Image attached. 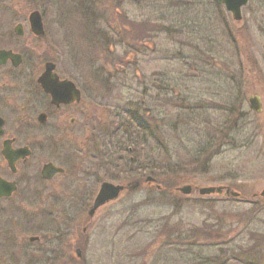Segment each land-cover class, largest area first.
Wrapping results in <instances>:
<instances>
[{
  "label": "rangeland",
  "instance_id": "obj_1",
  "mask_svg": "<svg viewBox=\"0 0 264 264\" xmlns=\"http://www.w3.org/2000/svg\"><path fill=\"white\" fill-rule=\"evenodd\" d=\"M58 10L74 17L64 25L76 26L64 60L82 72L90 65L93 80L104 73L92 110L105 118L95 132L105 142L102 181L126 190L93 218L88 208L69 216L43 197L12 215L0 211V223L39 217L42 227L19 236L41 237L38 252L24 242L25 255L1 251V264H264V0H248L240 21L216 0H58ZM90 11L89 26L105 31V44L80 35L88 22L79 12ZM158 162L172 172L157 173ZM185 185L188 196L177 191ZM220 186L239 196L198 193ZM69 217L72 236L85 237L87 227L88 246L77 259L67 239L53 263L45 241Z\"/></svg>",
  "mask_w": 264,
  "mask_h": 264
},
{
  "label": "flooded vegetation",
  "instance_id": "obj_2",
  "mask_svg": "<svg viewBox=\"0 0 264 264\" xmlns=\"http://www.w3.org/2000/svg\"><path fill=\"white\" fill-rule=\"evenodd\" d=\"M79 14L88 22L84 29L80 28L84 42L90 43L92 39L94 44L97 41L103 44L105 31L89 26L95 23L93 13ZM73 18L59 14L58 0H0V211L3 215L26 210L35 203L39 206L43 197L46 201L53 198L54 204L68 209L69 216H75L76 209L92 207L105 182L102 181L105 142L95 138L97 126H102L105 118L92 116V110L97 111L93 98L98 94L94 88L100 83L98 75L93 80L90 65L86 64L82 72L76 60H64V48L71 53L75 44L76 26H66L63 22L74 24ZM82 18L81 22L86 21ZM46 166L60 172L46 178L43 174ZM38 218L20 223L1 222L6 246H0V254L6 251L10 256L25 255L27 251L22 250L21 244L24 242L33 252H38L41 237L31 235L19 241L25 229L41 231ZM73 220L74 217H69L56 238L45 241L46 253L54 254L50 259L53 263L64 256L60 252L67 239L68 243L72 242L69 250L74 248L78 258L88 246L87 227L82 230L85 237L72 236ZM10 232L14 234L12 240ZM61 264H74V261L66 258Z\"/></svg>",
  "mask_w": 264,
  "mask_h": 264
},
{
  "label": "water",
  "instance_id": "obj_3",
  "mask_svg": "<svg viewBox=\"0 0 264 264\" xmlns=\"http://www.w3.org/2000/svg\"><path fill=\"white\" fill-rule=\"evenodd\" d=\"M218 4L223 5L225 10L231 14L232 19L234 21H240L242 18L241 9L242 7L247 5L248 0H217ZM45 79L41 80V83H44ZM250 105L253 107L255 112H261V103L257 96L251 97L249 99ZM51 166H46L44 168L43 174L46 178H50L54 176L56 173H59L60 170L52 168ZM48 173L50 175H48ZM46 174V175H45ZM147 181H153L151 178H147ZM224 187H204L198 190V193L202 196L212 195V194H222ZM124 186L122 185H114L111 183H103L100 187V190L94 200L93 207L89 210V216L92 217L96 210L103 205H106L109 202L115 201L120 196L121 192H123ZM182 195H190L192 192V188L188 185L182 186L177 189ZM225 196L238 197L239 194L234 191H229L228 189L225 191ZM261 195H264V191H262ZM78 253V251H77Z\"/></svg>",
  "mask_w": 264,
  "mask_h": 264
},
{
  "label": "trees",
  "instance_id": "obj_4",
  "mask_svg": "<svg viewBox=\"0 0 264 264\" xmlns=\"http://www.w3.org/2000/svg\"><path fill=\"white\" fill-rule=\"evenodd\" d=\"M141 118H143L142 116H141ZM144 119V118H143ZM133 121H135V126H136V128L141 132L142 131V133L143 134H145V131H144V129H145V125L142 123V122H139L138 121V119H134ZM144 131V132H143ZM216 131V130H215ZM221 133V132H220ZM220 133H218V136H220ZM160 139V138H159ZM215 139V138H214ZM117 149L119 150V151H123V149H125L123 146H120V145H117ZM159 149V148H158ZM159 163V165L157 166V167H154V169L157 171V173L161 170L162 172H164V173H170V172H172L171 170L173 169V168H171L170 169V166H169V163L168 162H158ZM161 163V164H160ZM141 169V168H140ZM178 172V171H177Z\"/></svg>",
  "mask_w": 264,
  "mask_h": 264
}]
</instances>
